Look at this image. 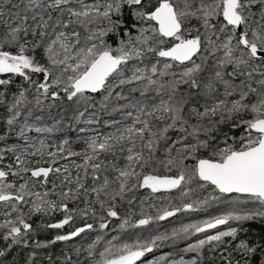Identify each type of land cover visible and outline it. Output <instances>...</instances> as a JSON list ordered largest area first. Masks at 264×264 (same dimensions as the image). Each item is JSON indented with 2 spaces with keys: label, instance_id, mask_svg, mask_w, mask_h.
<instances>
[{
  "label": "snow or ice",
  "instance_id": "6c2138e0",
  "mask_svg": "<svg viewBox=\"0 0 264 264\" xmlns=\"http://www.w3.org/2000/svg\"><path fill=\"white\" fill-rule=\"evenodd\" d=\"M0 77L5 123L9 131L19 126L25 139L28 131H53L37 126L49 98L63 93L80 119L91 94L104 93L105 102L113 95L129 99L125 88L139 94L126 106L134 122L92 138L83 153L71 151L67 140L47 158L42 143L31 152L7 149L14 163L0 166V258L41 229H63L79 217L82 226L35 247L86 233L94 238L62 258L49 256L48 264H264V236L242 239L232 224L264 218V0H0ZM17 78L21 83L11 92ZM225 124L240 134L224 133L221 146L212 133ZM36 155L33 164L27 157ZM72 156L83 162L59 164ZM140 190L147 196L137 205ZM149 198L162 205L148 204L154 215L144 211ZM212 203H226L228 210L149 239L124 238ZM58 211L63 219L56 223L29 222L34 214ZM197 234L204 237L182 250L191 258L142 259L167 241ZM36 255L26 264H37Z\"/></svg>",
  "mask_w": 264,
  "mask_h": 264
},
{
  "label": "trees",
  "instance_id": "16d2710c",
  "mask_svg": "<svg viewBox=\"0 0 264 264\" xmlns=\"http://www.w3.org/2000/svg\"><path fill=\"white\" fill-rule=\"evenodd\" d=\"M2 78V77H0ZM37 80H42V76L34 77ZM21 83L20 79H16V84L12 86L11 92L16 91V87ZM119 91V89H118ZM29 100H33L35 96V91L30 89ZM124 96L129 97V99H117L115 95L108 100L104 101L103 96L104 93L91 94L92 100L86 106H80V111H84L85 115L80 119H74V109L77 107L76 104L67 101L66 97L61 94V99L53 101L51 98L45 100V105H50V107L44 108V117L42 123L37 124L38 127H49L52 128L51 132H43L37 133L35 130L28 131L25 135L28 139H25L23 136H20L18 133L20 131L19 126H16L13 130L9 131L5 118L3 117L4 107L0 105V135H4L5 139L0 141V156H3V162L0 166H6L9 163H14V155L13 153L7 151L8 148L16 147L17 149H29V151H35L36 149L41 148V143L43 144V150L45 153V158H47L48 151H56L57 146L63 144L65 140L68 141L67 147L71 149V151L76 153H83L87 149V145L92 138H100L102 139L105 136L113 135L118 130H123L124 128L130 126L134 122L135 112L132 108L126 107L130 103L139 99L138 93H131L129 89L125 88L123 90ZM8 101H11V93H9ZM34 103V101H33ZM203 104L204 101L201 100ZM128 111H133V117H129L127 115ZM36 114H40V110L36 109ZM56 121H61L59 125L56 124ZM224 133H228L229 137L235 135L239 136L240 130L231 129L230 126L225 124L220 126V131L212 133V135L217 137V141L221 142L224 139ZM173 136L176 133H172ZM231 142V141H230ZM82 156H72L67 157L66 159L60 160L59 164L63 165L65 163L70 164L71 161H75L76 163H82ZM28 159L33 161V164L36 160L40 159L39 155L36 156H28ZM110 155L107 156V159H111ZM100 159H105V154L100 155ZM46 166V165H45ZM74 171V169H73ZM10 181L15 179L14 177L8 178ZM211 191L208 189L207 191H200L193 195L192 199L203 198V196L207 195V192ZM147 196V192L145 190H140L137 193V205L139 204V200L144 199ZM178 196V193H174V202L179 203L178 199L175 197ZM155 202L157 207L162 206L158 201H153L149 198L145 205L144 211L150 214H155V208H149L148 204ZM70 208H76L77 204L75 202H69ZM83 207V205H80ZM128 206L125 204L120 207L118 210L123 215L127 211ZM3 209L0 208V211ZM134 212L136 213V217L138 218L140 215V208L138 206H134ZM227 209L226 203H212L208 206L202 207L197 211L191 212H183L178 213L175 217H169L164 221L154 222L149 227L144 229H135L131 230L128 234L124 235L125 239H149L154 235L160 233H170L172 229L181 226L182 224L187 223H196L200 222L204 219L210 218L215 215L222 214ZM23 211L28 212V206H23ZM63 219L62 212H55L48 216H43L41 214H34L30 218V223L33 224V227L37 225L56 223L59 220ZM3 221V217L0 216V222ZM88 223H92V219L89 218L87 220ZM84 223V220L77 217L74 223L70 225H66L63 229H41L38 231L32 238L29 240L27 245H18L14 246L13 249L10 250V254L7 259L0 258L3 261V264H26V261L30 254L35 251L37 253L35 259L37 264H48V257L51 256L53 260L57 258H62L65 253L71 252V250L80 244H84L94 238L95 233H86L82 234L81 237L73 238L72 241L64 242L57 241L54 244H48L46 247L36 248L35 241H40L42 243H47V241L54 239L57 234H65L72 230L75 227H80ZM118 221L115 218L112 219L111 227H115ZM233 226L239 227L242 229L240 232V238L242 239H250L255 240L261 236H264V218H257L249 221L242 222H232ZM225 226H221L220 230H223ZM216 230H209L208 234H212ZM204 234H197L196 236L190 237L186 241H179L176 244H173L171 241H167L163 243L160 247L153 250L152 253L146 254L142 259L147 261L151 260L155 257H159L164 254H171L172 257L178 258L180 255H184L186 259L191 258L193 253H183V249L186 247L188 243L194 242L196 239L203 238ZM0 246H3V242L0 241ZM73 259H76L75 255H73ZM80 259H83L81 257ZM207 264V262H206ZM215 264H219L217 260Z\"/></svg>",
  "mask_w": 264,
  "mask_h": 264
},
{
  "label": "rangeland",
  "instance_id": "374dc122",
  "mask_svg": "<svg viewBox=\"0 0 264 264\" xmlns=\"http://www.w3.org/2000/svg\"><path fill=\"white\" fill-rule=\"evenodd\" d=\"M81 161H83V158L81 157ZM72 163V161L70 162V164Z\"/></svg>",
  "mask_w": 264,
  "mask_h": 264
},
{
  "label": "flooded vegetation",
  "instance_id": "af4514ba",
  "mask_svg": "<svg viewBox=\"0 0 264 264\" xmlns=\"http://www.w3.org/2000/svg\"><path fill=\"white\" fill-rule=\"evenodd\" d=\"M138 264H139V262H138Z\"/></svg>",
  "mask_w": 264,
  "mask_h": 264
}]
</instances>
